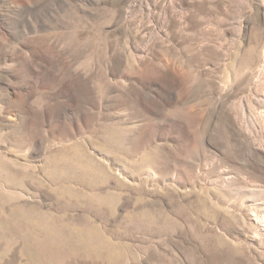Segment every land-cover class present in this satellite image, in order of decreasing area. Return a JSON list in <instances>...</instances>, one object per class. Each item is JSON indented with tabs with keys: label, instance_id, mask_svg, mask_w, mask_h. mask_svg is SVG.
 Listing matches in <instances>:
<instances>
[{
	"label": "rangeland",
	"instance_id": "374dc122",
	"mask_svg": "<svg viewBox=\"0 0 264 264\" xmlns=\"http://www.w3.org/2000/svg\"><path fill=\"white\" fill-rule=\"evenodd\" d=\"M0 264H264V0H0Z\"/></svg>",
	"mask_w": 264,
	"mask_h": 264
}]
</instances>
